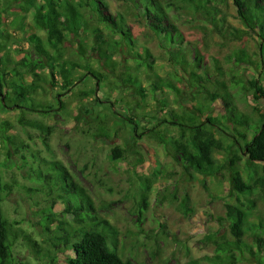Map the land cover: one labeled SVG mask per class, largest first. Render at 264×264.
Here are the masks:
<instances>
[{
	"label": "trees",
	"instance_id": "16d2710c",
	"mask_svg": "<svg viewBox=\"0 0 264 264\" xmlns=\"http://www.w3.org/2000/svg\"><path fill=\"white\" fill-rule=\"evenodd\" d=\"M17 1L24 6L34 30L44 34L45 42L42 43L34 33L27 37L36 59L25 56L16 63L30 74L31 81L25 87L19 88L14 81H9L8 79L12 78H9L0 68V107L2 109L15 112L17 109H22L23 112H33L38 115L59 111L62 108L59 100L55 102L56 109L44 104L38 106L31 104L29 108H26L11 104L10 101L15 100L16 96L24 99L28 95H34L35 89L39 87L38 83L42 80L36 73L37 69L47 68L50 78L53 77L54 66L50 61L61 59L64 42H75L71 54L76 56V61L67 63L68 72L80 68L78 62L87 59L86 49L80 36L91 24L101 26V29L94 27L90 31L93 38L92 45L102 68L108 67L104 55V44L108 36H116L117 39L113 44L120 49H126L134 63V72L125 73L123 78L120 74L113 76L114 88L118 90L127 88L129 94L135 99V105L144 99L146 89L139 85L136 71L140 68L150 70L154 63L153 58L146 49H142L141 53L133 51L135 44L130 30L121 14L111 13L107 0ZM118 1L121 2L126 15L134 17L150 32L158 47L166 54L167 62L172 68L166 77L156 78L155 82L147 87L149 95L153 96L157 112L163 110L164 112L160 117H149L148 126L139 125L132 119L131 113L123 117L118 114L113 109L116 104L114 99L108 96L109 100L105 99L103 103L108 104L109 119L118 126V130L99 128L97 133L91 135L92 138L108 139L109 134L111 139L116 138L119 130L128 134V138H122L121 146L114 145L110 149L111 161H123L128 155L137 154L134 149L136 141L145 137L162 145L167 150L171 161L180 167L181 174L188 179H192L193 175L211 178L220 177L225 173L228 180L227 196L233 197L234 204H226L224 217L217 220L222 219L227 223L230 238L218 232L206 236L204 239L211 245L212 253L203 255L199 259L189 260L186 264H238L249 259L255 264H264V239L258 232V230H264V223L261 224L258 221L257 224H249L244 206L240 201V198L250 196L254 192L257 194L264 192V176H258L256 173L257 167L264 173V111L256 107L252 108L258 113L256 121L258 125L255 126V121L238 109L236 94L232 93L223 81L216 79L210 81L206 68L202 66V57L197 51L193 53L192 64L184 60L179 46L181 37L176 25L178 18L173 13L176 8L184 10L191 19L202 22L200 28L203 24L209 26V31L217 35L222 42L239 41L243 37L256 36L258 39L256 53H249L245 48L240 47L232 50L228 59L233 67L244 66L251 73L253 72L245 81L247 86L235 81L232 82V86L237 85L243 97L250 92L252 99L257 100L264 98V61L261 59L264 54V0ZM227 3L234 8L235 18L240 28L228 24L218 9L219 4ZM101 31H104L103 35ZM212 66L217 77L223 76V70L216 61H213ZM62 68L58 67L60 75L64 74ZM178 71L187 76L192 92L202 95L201 102L196 97L189 98L184 85L175 86V83H183V77ZM14 76L19 75L15 73ZM80 76V79L92 78L95 86L104 80L100 73H96L87 65L81 68ZM261 76L262 87L259 84ZM206 82L214 88L213 92H208L202 84ZM72 85V81L68 78L61 81L60 87L67 91V88ZM155 88H158L160 96L165 90L176 97L178 111L169 107L166 97H155ZM93 92H95L94 88ZM186 101L191 106L190 112L182 108ZM216 103L220 105L222 111L219 116L212 113V104ZM81 110L82 107L79 108L75 117L76 121L87 112L86 109L83 112ZM16 122L21 127L37 130L41 143L47 150L48 136L52 132L50 127H45L38 121L25 120L23 114L17 117ZM157 128L174 130L175 136L166 137L156 131ZM0 138L2 143L3 137ZM4 140L14 147V152L28 153L30 164L23 163V166H26L24 179L31 185L27 190L34 196H43L47 203V206L40 210L39 225L43 233L47 234L45 240L51 248V251L44 253L50 259V264L56 262L58 247L70 252L61 264H146L141 261L133 262L118 253V230L100 216L99 206H95L85 188L73 181L62 163L52 157L47 159L41 156L37 150H32L26 143L16 144L10 137H5ZM218 154L222 155V160L216 158ZM240 162L246 170L245 179L239 167ZM1 167H6L5 162L1 163ZM146 184L141 183L139 188L137 223L144 220L143 214L147 209L146 196L150 187ZM11 189L10 184L0 182V204L9 195ZM247 203L246 209L249 210L253 206V201L247 200ZM187 204L188 197L184 195L177 205L183 214L189 211ZM55 205L59 207L56 212L53 211ZM50 225L54 226L51 230H49ZM17 231L13 229V223L4 218L0 208V264H10L11 247L18 238L27 245H35L27 234L18 231L17 235ZM246 234L251 237V244L243 240ZM156 252L157 250L152 251L151 258L156 256Z\"/></svg>",
	"mask_w": 264,
	"mask_h": 264
},
{
	"label": "rangeland",
	"instance_id": "374dc122",
	"mask_svg": "<svg viewBox=\"0 0 264 264\" xmlns=\"http://www.w3.org/2000/svg\"><path fill=\"white\" fill-rule=\"evenodd\" d=\"M107 2L111 13L121 14L130 30L135 44L133 51L141 53L142 49H146L153 58L154 63L150 70L140 68L136 71L139 85L146 89L145 97L135 105V99L127 88L124 90L114 88L113 76L120 74L123 78L125 73L134 72V63L126 49H120L113 44L117 39L116 36H108L104 44L108 67L102 68L92 45L93 38L90 31L94 27L101 29V26L91 24L80 36L87 53L86 61L78 62L80 68L68 72L67 63L76 61V56L71 54L75 42H64L61 59L50 61L54 66L53 77L50 78L49 69H37L36 73L42 80L38 83L39 87L35 89L34 95H28L29 97L26 96L24 99L16 96L15 100L10 101L11 104L26 108L31 104L33 106L44 104L56 109L55 102L59 100L62 105L59 111L38 115L33 112H23L22 109H17L15 112L0 107V137H3L2 143L0 142V182L12 186L0 208L4 218L13 223V229L27 234L35 243L34 246L27 245L18 238L11 247L10 264H50V259L44 253L51 251V248L45 240L47 234L43 233L39 225L40 210L46 207L47 203L43 196H34L27 190L31 185L24 179L26 166H23V163L30 164L28 153L14 152V147L4 140L5 137H10L16 144L26 143L41 156L47 159L52 157L62 163L73 181L85 188L95 206H99L100 216L118 230L117 249L123 258L146 264H186L189 260L199 259L203 255L212 253L211 245L204 239L206 236L218 232L230 238L227 223L222 219L217 220L224 217L226 204H234L233 197L227 196L228 180L225 173L220 177L203 178L193 175L192 179H188L181 174L180 167L171 161L162 145L145 137L136 141L134 149L137 154H130L123 161H111L110 149L114 145L121 146L122 138H128V134L119 130L116 138L111 139L110 134L108 139L92 138L91 135L97 133L99 128L118 130V126L109 119L108 104L103 103L105 99L109 100L108 96L114 99L116 104L113 109L118 114L123 117L131 113L132 119L139 125L148 126L149 117H160L164 110L157 112L153 96L149 95L147 87L154 83L156 78L166 77L172 69L167 62L166 54L158 47L150 32L134 17L123 12L121 2L118 0H107ZM218 9L228 24L240 28L230 3L219 4ZM173 13L178 18L176 25L181 37L179 46L184 60L192 64L193 53L197 51L202 57V66L206 68L210 81L214 79L223 81L226 87L236 94L238 109L251 117L256 123L254 125L257 126L258 113L252 108L256 107L264 111V98L253 100L250 92L243 97L242 92L238 91V86H232L234 81L247 86L245 81L253 72L251 73L244 66L233 67L228 59L229 53L240 47L245 48L249 53H256L258 45L256 36L243 37L239 41L222 42L217 35L209 31V26L203 24L200 28L202 22L191 19L184 10L176 8ZM22 16L26 18L21 19ZM31 33L39 37L42 43L45 42L44 34L34 30L31 19L19 1L0 0V68L12 78L8 80L14 81L19 88L28 85L31 80L27 70L17 66L16 63L25 56L36 59L27 40ZM101 33L103 35L104 31ZM261 59L264 61V54ZM213 61L222 68L223 76L217 77L212 66ZM85 65L100 73L104 80L95 86L92 78L80 79L81 68ZM59 66L63 67L64 74H58ZM178 72L183 77V83H175V86L184 85L188 97H196L201 102L202 95L192 92L187 76ZM15 73L19 76H14ZM68 78L73 85L66 91L60 87V84L62 80ZM202 84L208 92L214 91L208 82ZM259 84L263 86L262 76L259 78ZM157 89L155 88V97H166L169 107L178 111L176 97L165 90L160 96ZM81 107V112L86 109V113L89 114L83 113L81 119L76 121L75 117ZM212 107L213 115L219 116L222 113L218 103L212 104ZM182 108L187 112L191 110L187 101L183 103ZM22 114L25 120L38 121L52 129L48 136L47 150L42 145L37 130L17 124L16 119ZM159 129L157 128L156 131L166 137L175 136L174 130ZM216 158L223 159L219 154ZM138 160L140 162H137ZM4 162L6 167H1V163ZM239 167L245 179L247 174L242 162ZM256 171L258 176H264L258 167ZM141 183L149 185L150 190L146 196L147 209L143 214L144 220L137 223V199ZM184 195L188 197L189 211L186 214L179 211L177 206L179 199ZM247 200L253 201V206L249 210L246 209ZM240 201L249 224H257L258 221L264 223V192L258 194L254 192L250 196L240 198ZM58 209V205H55L53 211L56 212ZM53 227L50 225L49 230ZM258 232L264 239V230ZM243 240L251 244V237L248 234ZM153 250L157 252L156 256L151 258ZM69 253L58 247L55 264H61ZM238 264L255 263L249 259Z\"/></svg>",
	"mask_w": 264,
	"mask_h": 264
}]
</instances>
